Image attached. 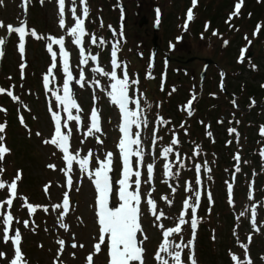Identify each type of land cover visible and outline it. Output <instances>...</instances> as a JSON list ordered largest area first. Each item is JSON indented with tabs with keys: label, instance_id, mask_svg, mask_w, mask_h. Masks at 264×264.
<instances>
[{
	"label": "rangeland",
	"instance_id": "obj_1",
	"mask_svg": "<svg viewBox=\"0 0 264 264\" xmlns=\"http://www.w3.org/2000/svg\"><path fill=\"white\" fill-rule=\"evenodd\" d=\"M220 1L196 0L193 6V0H86L88 15L84 18L83 8L85 5H82L80 0H75L74 3L73 0H65L64 28L59 26L57 0H27V3L25 0H3L0 3V22H3L4 25V27H0V38L4 39V43L0 45V51L3 53L0 55V63L2 61L5 63V71H3V67H0V77H2L0 87L12 91L19 98L13 100L6 93L0 94V108H24L28 113L26 118L29 121V125L27 124L23 128L18 124L13 126L11 131L8 128L9 136L5 128L3 133H0L4 137L3 144L10 149L5 154L4 160L0 162V167L5 169L0 174V179L8 183L15 178L17 173L20 174V179L17 181V196L13 200V205L9 208L5 204L0 212H10L14 217L12 228L8 234L14 236L15 229H19L21 234L20 246L25 260L26 255L28 256L27 264H88L86 257L90 253L93 256V264H107L110 260L107 237L99 252L93 248V245L99 241V225L95 213L96 193L89 173L94 172L95 168L99 166L98 162L105 158L106 153L111 152L113 154L111 158L112 170L109 172L112 186L109 207H118L119 198L116 193H118L119 185L117 181L122 178L123 170L122 155L118 148L120 140L118 130L123 120L119 106L111 101L109 95L113 81H111L110 75L105 76L100 72L93 71L97 67L109 74L115 70L118 79H122L126 71L130 81L128 107L130 110L142 112L140 127L133 126L132 131L140 134L143 156L141 158L134 155L130 157V162L133 172H140L139 220L142 232L137 233V239L142 241L140 246L144 249V264H163L164 260H167L168 264H174L168 252H160V245L165 242L163 231L178 223L181 211L185 210L183 201L186 198H190V204L195 205L196 191L200 192L198 210H200V206H203L201 202L204 199L207 215L205 222L208 227V229H204L203 236L200 238L202 243H199L200 240L197 241V253L200 255L199 250L201 249L202 257L193 255L196 262L200 264H223L224 262L219 258L220 256L224 258L225 253L229 252L227 264H236L231 258L233 254L239 258L241 264H244L245 249L241 247V244H244L247 245V256L251 259L252 264H264L263 243L254 245L255 247L259 246V248L256 247L257 250L259 249L256 251V255L255 253L249 254L251 252L248 240L250 235L241 241V234L238 229L242 220L247 219L250 225L248 232L258 235L259 240L262 241L261 239H263L264 241V181L259 199L253 194L251 187L247 185L245 192L238 197L239 201L233 202L231 211L222 207L219 198L225 197V189L223 186L213 183V176L210 174V163L213 165L214 159L218 155L215 152L218 150L214 146L212 148L208 145L207 147L203 146L204 155L198 156L197 150L200 146L196 143H200L202 138L200 136L201 129L196 134V141H193L191 138L192 125L184 116L189 109L193 108L194 103H191L189 107V101L192 102L193 98L198 99L195 108L199 102L202 103L203 107L205 106L203 113L206 112L207 115L197 111V119H193L194 122L205 121V124L209 126L207 132L209 140H222L223 142L230 134L229 129H235L234 125L238 123L239 126L242 125V128L247 127L245 122L248 119L244 117L246 109L244 104L240 110L239 106V108L234 109L229 103V99H231L229 97L232 96L223 94L220 91V84L223 83L226 91L231 94L232 92L244 91L246 81L249 84L264 87V34L260 33L258 29L252 30L258 28L257 25L250 26L247 30L241 28L236 32L239 34L238 45L234 46L228 40L233 29H229L222 23L229 19V14L240 13L241 11H237L235 5L239 3L241 8L246 0H231L232 10L229 12L228 5L226 15L211 22L208 30L204 31L205 26H208L207 19H209L206 15L212 13ZM260 2L264 8V0ZM153 5L158 6L156 9L159 10L160 17L157 20L161 21V27L164 28L161 31L156 30V36L160 40V54L193 56L194 59L189 60L185 65L190 75H188L187 69L181 72V67L172 61L164 62L163 55H160L159 63L155 64L154 70L149 69L148 55L151 51L152 25L156 20L152 16L151 7ZM206 5L208 10H202L203 6ZM73 7L77 10V17L84 19L86 35L82 37L80 45L73 42L74 37L68 32V29L75 24L71 11ZM189 8L192 9L193 13L191 20H187ZM224 14L225 12H223ZM141 18L144 19V23L138 24ZM21 22L26 26V29H34L38 36L43 37L38 39L30 34L26 35L23 55L18 49V34L10 33L7 28V25L19 27ZM185 24H187V29L181 30ZM195 24L199 28L198 34L192 32V27ZM214 28L218 31H215ZM175 32L180 34L172 35ZM93 36L96 38L95 43L92 42ZM48 37H63L65 49L69 53L70 71L74 77L73 81L70 82V90L79 108V111L72 109L71 112L74 116H80V122L77 124L75 120L67 121V128L63 125L68 114L63 111V106L59 105L55 95H53V93L63 95L64 73L58 45H53V51L57 52V67L53 69L56 79L49 83L48 89L44 87L43 83V76L52 63L51 55L46 49V45L49 43ZM178 37L183 40H176ZM168 38L173 39L171 48L165 44V40ZM113 47L117 50L118 67L115 69L111 63ZM81 48L84 49V55L89 57L88 63L84 65L80 64ZM249 50L252 52L251 55L244 58L242 62H246L251 71L242 72L240 74L241 80L237 77L234 78L232 74L237 65L235 61L242 59ZM91 55H95L97 59L91 60ZM251 58L253 60L249 63L247 60ZM204 59H211L214 64L210 63L207 66L203 81L198 86L197 74L202 63L201 60ZM22 63L25 65L23 75L20 69ZM222 67L226 71V76L220 69ZM81 71L84 75L81 82L83 86L75 82L80 78ZM219 71L221 75H224V78L219 77ZM149 73L153 80L148 79ZM49 79L51 80V77ZM131 81H136V83L133 84ZM179 81L181 84L176 85ZM228 83L229 87H227ZM262 92L264 93V89ZM227 99L228 101H226ZM137 100L139 107L134 102ZM212 103L222 104V108L218 110L215 105L206 110V107ZM94 107L98 112L101 131H94L88 135L87 129L90 127L89 120ZM53 112L60 116L62 131L71 132L69 136L70 152L74 154L79 151V158L87 156L89 150L92 153L89 157L87 171H81L78 161H74L73 171L70 173L73 186L70 189L66 183L67 177L64 172L60 171L66 166L62 162L60 150L54 145L43 142L50 139L54 132ZM258 112L260 118L264 120V108ZM5 113L6 111H0V123H3ZM175 114L182 117L180 121ZM232 116H237L236 119L238 120H232ZM21 117V114L17 116V120L20 119L21 121ZM216 118L220 119L218 124L215 122ZM210 123L213 126H210ZM262 128H264V124L257 130L263 148L257 150L258 167L254 169V174L261 172L264 177V155L261 158V153L264 152ZM180 130L191 141H189L190 149L181 147V144L186 146V143L185 140H182L183 143H181ZM38 132L41 135L37 136L36 133ZM10 135H13V138L10 139ZM173 139H176L178 143L173 144ZM244 141L246 140L240 133L239 141L235 145L241 146L240 142ZM208 143L205 142V144ZM166 147H171L172 151L165 157L162 152ZM135 148L134 145L133 149ZM224 152L225 149H222L221 154L224 155ZM201 157L205 159H200ZM49 164L56 167L49 168ZM149 164L153 166L150 182L147 171ZM165 164L170 166L169 169H165ZM197 164L201 165L199 174L195 167ZM166 171H171L172 175H166ZM6 173L8 175H5ZM198 175L199 184H197ZM135 179L133 176L132 180ZM45 185L49 186L47 192L44 190ZM134 188L135 185L132 184L130 190ZM186 189L188 190L186 191ZM65 191L69 193L70 205L69 212L62 221L67 227L62 228L58 215L62 209L54 211L52 205L59 203ZM8 197L7 188L0 190V201ZM149 198L155 202L156 215L161 212L164 214L159 221L155 219V215L147 203ZM218 202L220 203L217 205ZM27 204L40 207H37L35 214L31 213L33 215L30 216ZM253 205H255V224H253ZM45 208L48 211H45ZM220 208L223 214H227L224 216L226 219L229 214V225L224 222L222 224L218 214L221 211ZM215 209L216 214L214 213ZM185 211L184 218L188 223L181 226L180 233H173L167 239L173 245L177 243L187 244L189 240H192V248H194V239L191 237L193 234L191 228L192 213L190 208ZM242 213L243 215H241ZM27 215L32 222L36 221L35 217L38 215L39 222L34 231H31L29 227H24L21 221L27 219ZM232 219L236 225V230H238L230 232L233 236V243L228 235L229 230L225 229V226L231 227L233 225ZM198 221H200L199 218ZM160 225H163L164 228H161ZM145 236L147 237L146 240L144 239ZM213 236H215L214 239ZM23 239H25V244ZM61 239L65 241L63 252L59 251L57 244V241ZM228 240H230L229 250L225 248V243ZM73 242L77 245L82 244L84 247L73 248L71 246ZM171 250L170 248L169 251ZM189 251V247L182 250L183 264H191L188 260L189 255H191ZM0 252L5 254L0 257V264H10L13 258L10 243L3 240L2 231H0ZM157 252H160L161 260H157ZM187 252L189 253L188 257H183V253ZM135 264H139V262H135Z\"/></svg>",
	"mask_w": 264,
	"mask_h": 264
},
{
	"label": "snow or ice",
	"instance_id": "obj_2",
	"mask_svg": "<svg viewBox=\"0 0 264 264\" xmlns=\"http://www.w3.org/2000/svg\"><path fill=\"white\" fill-rule=\"evenodd\" d=\"M3 0H0V3H2ZM75 0H73V3ZM25 3H27V0H25ZM58 6H59V26L61 28L65 27V0H57ZM80 3L82 5H85L83 8V17L86 18L88 15V9L86 7V0H80ZM196 0H193V6L195 5ZM237 11L240 8V4L237 3L235 5ZM72 15L75 19V24L73 27L68 29L69 34L74 37V43L76 45H80L82 43V37L86 35L85 28H84V19L77 17L76 13L77 10L75 7L71 9ZM157 16H159V10H157ZM193 18L192 9L189 8L187 12V20H191ZM158 22V20H157ZM187 24H185V27ZM0 27H4L3 22H0ZM8 31L15 32L19 36V44L18 49L23 55L24 53V41L26 35H31L33 37H36L38 39H41L43 37L38 36L36 31L34 29L28 30L26 29V26H24L23 22H21V26L14 27L12 25H7ZM49 43L46 45L47 51L50 53L52 58V63L47 69V73L43 76V83L44 87L48 89L49 83L53 82L56 77L53 73V69L57 67L56 63V57L57 52L53 51V45L59 46V55L60 60L62 63V70L64 73V79H63V85H62V91L63 95H57L56 93H53L55 95L56 101L59 102V105L63 106V111L67 113V120L64 121V127L67 128V121L75 120L77 124L80 122V116L79 115H73L71 110L76 109L79 111L78 105L73 98L70 90V82L73 81L74 77L70 71L69 66V53L65 49L64 44V38H53L48 37ZM92 42H96V38L93 36ZM4 43V39L0 38V45ZM101 43H103V40H101ZM2 51H0V55H2ZM80 64L84 65L88 63V56L84 55V49H80ZM117 50L115 47H113L111 56H112V66L113 69L118 67L117 60H116ZM91 60L95 61L97 57L95 55L90 56ZM25 65L22 63L20 65L21 73L23 75V69ZM93 71L100 72L101 74L108 76L110 75L111 81V91L109 92V95L111 97V101L119 106L120 112L122 113V120L123 123L120 125V132L122 133V137L119 140L118 148L122 155V161H123V170H122V178L117 181L119 185L118 195L119 198V205L118 207L112 208L109 207V198L110 193H112V186L110 183L109 178V172L112 170V153L108 152L105 155V158L101 161H99V166L95 168L94 172L89 173V177L93 178V183L96 190V216L99 224V241L93 245V248L96 252H99L101 250V245L105 243V239L107 237L108 244H109V264H135V262H139V264H144L143 262V251L144 249L140 246L142 244V241H139L137 239V233L142 232V229L140 227V199L141 194L139 191L141 180H140V172L135 171L133 172L130 157L132 156H140L142 158L143 156V149L141 146V139L139 132H133V126L136 128L140 127L141 124V117L142 112L136 111V110H130L128 105L130 102L129 97V78L128 74L125 71L124 77L122 79L117 78V73L115 70H113L110 74L107 72H104L103 69L97 67L94 68ZM51 77V80L49 79ZM149 78H151L149 73ZM84 79L83 71L80 73V78L77 79L75 82L78 84L81 83ZM131 83H136V81H131ZM98 84V82H97ZM6 93L9 97H11L13 100H18L19 98L13 94L12 91L6 90L3 87H0V94ZM139 107V101H134ZM191 105V101H189V107ZM0 111H6L5 109L0 108ZM51 111V109H50ZM189 114L191 112L189 111ZM52 120L55 122V128L54 132L51 135L50 139L44 140L43 142L45 144H51L54 145L56 148H58L62 152V159L66 162L65 168L60 169V171L64 172L65 176L67 177V186L69 189L73 186V179L70 173L73 171V163L74 161H78L79 168L81 171H87V166L89 165V157L92 155L91 150H89V153L87 156H84L83 158L80 157V152L76 151L74 154L70 152L69 150V136L71 135V132L65 133L62 131L61 126V119L58 113L53 112L52 113ZM21 123H23V118L21 117ZM5 128V125L3 123H0V133H3ZM100 132L101 129L99 127V116L98 112L96 111L95 107L91 111V125L87 129V134L91 135L93 132ZM229 132H235V129H229ZM261 134L264 135V128L261 129ZM37 136L41 135L39 132L36 133ZM98 139V138H97ZM4 137L3 135H0V162L4 160L5 154L10 151L4 144H3ZM98 142L102 143V141ZM155 142V139H154ZM173 144L178 143L176 139L172 140ZM136 146L135 149H133V146ZM172 151L171 147H166L163 149L162 155L167 156ZM264 155V152L261 153ZM236 160L239 161V156H236ZM49 168H55V165L49 164ZM165 169H169V165L165 164ZM196 171L199 174L201 165L197 164ZM239 169H237L238 171ZM5 171L4 168L0 167V174H2ZM148 171V181L151 180V174L153 171V166L149 164L147 166ZM166 175L171 176V171H166ZM135 177V180H132V177ZM20 179V174L17 173L14 179H12L10 182L5 183L3 179H0V190L7 188L9 197L6 198L3 201H0V209L4 207L5 204L8 205L10 208L13 205V200L17 196V181ZM131 181V183H130ZM200 183L199 175L197 177V184ZM132 184L135 185V188L130 190ZM49 186L45 185V192L48 191ZM229 193L231 194L232 185L228 184ZM188 189H186L187 191ZM175 191V189H173ZM150 195V194H149ZM164 199H167V197H164ZM209 199L211 200V196L209 195ZM199 201H200V192H195V205L190 204V198H186L183 201L184 209H191L192 213V219H191V228L193 230V238L195 237V230L197 228V218H196V212L197 208L199 207ZM26 202V198H25ZM147 203L150 207V209L153 211V214L155 215V219L159 221L161 217L164 215L163 212H161L159 215H156L155 209L156 205L155 202L152 199H148ZM171 203V201H169ZM231 203V200H230ZM69 193L67 191L63 194L62 203L54 204L52 205V209L59 210L62 209L58 213L59 218L61 220L60 226L62 228H66L67 226L62 222L63 217L69 212ZM40 206H33L31 204H27V208L29 213H34L36 211V208ZM253 207V224H255V205ZM45 211H48L47 208L44 209ZM182 210L180 213V218L178 223L174 227L166 228L163 231V236L165 237V242L160 245V252H168V254L172 257L174 264H183V261L181 259V253L183 248L185 247H191L193 241L189 240L187 244L183 243H177L173 245L171 241H169L167 238L171 236L173 233H180L181 232V226L188 223V221L185 220L186 211ZM243 215V213L241 214ZM14 220V217L11 215L10 212H0V231L3 233V240L7 243L9 240H11L12 245L14 247V256L10 261V264H27L22 251L20 247V239L21 234L19 229H15L14 236H9V231L12 228V222ZM19 222V221H17ZM24 227H29V221L25 220L23 221ZM161 228H164L163 225H160ZM258 230V229H257ZM144 239L146 240L147 237L145 236ZM249 242L251 241V236L248 238ZM57 244L59 245V251L63 252L65 248V241L64 240H58ZM73 248L76 247H84V245H77L75 242L71 245ZM241 247L245 249V261L244 264H252L251 259L247 256V245L241 244ZM172 249L169 251V249ZM160 252H157L156 258L157 260H161L162 257L160 256ZM5 254L3 252H0V257H3ZM232 260L236 262V264H241L239 261V258L233 254ZM188 260L191 262V264H197L196 260L194 259V256L189 255ZM88 264H93V256L90 253L87 257ZM163 264H168L167 260L163 261Z\"/></svg>",
	"mask_w": 264,
	"mask_h": 264
},
{
	"label": "trees",
	"instance_id": "obj_3",
	"mask_svg": "<svg viewBox=\"0 0 264 264\" xmlns=\"http://www.w3.org/2000/svg\"><path fill=\"white\" fill-rule=\"evenodd\" d=\"M261 0H257V1H248L246 0L244 5L242 6L241 8V14L239 13L238 15H235L233 17H230L229 18V21L228 23H225L222 22L224 25H228L229 24V29H233V31H231L232 33H230L229 35V42H231L232 44H234V46H237L238 44V37H239V34H237L236 32H238L239 29H243V30H247L248 27L250 26H253V25H257L258 26V31H260V33L264 34V8L262 6V2H260ZM229 5V10H230V0H229V3H228V0H221L218 7L212 11V13H209L208 15H206L209 19L208 22L211 23V22H214V20L216 21L217 18H221L223 17V12H225L226 10V7ZM227 5V6H226ZM226 6V7H225ZM202 10H208V7L207 5L206 6H203ZM198 25L195 24L193 27H192V32L195 33V34H198L199 30H198ZM207 29H205L206 31ZM251 60H253V58H251L249 60V62H252ZM246 70H250L249 66L247 65L246 62H242V64H237L236 65V68L233 70L234 71V75L232 74V76L234 78H239V80H241L242 78L240 77V74L242 72H245ZM245 82V81H244ZM244 86L246 87V89L244 90V93L246 95H254L255 96V99L258 102H262L264 101V93L262 92V90L264 89V87H260V86H255L254 84H249L247 81L244 83ZM7 120H8V125L11 126V128L15 125V120L13 118V114H9L7 116ZM220 203V202H219ZM218 203V204H219ZM222 207H224V205L222 204ZM221 209V208H220ZM222 212V209L221 211L219 212V216H220V220L223 222H225V224L229 225V217L226 219L224 217V214L221 213ZM214 213L216 214V209L214 211ZM201 215H203V213H201ZM221 217H224L223 220L221 219ZM228 222V223H227ZM224 224V223H223ZM230 227V226H229ZM225 226V229L230 230V228ZM204 226L201 227V229H203ZM241 230V240L245 239L244 238V235L246 234V231L248 230V225L246 224L245 220L242 222V228L240 229ZM229 237L231 236L230 234H228ZM203 235L201 234L198 238V241L200 240V238L202 237ZM228 237V238H229ZM200 244L202 243L201 240L199 242ZM228 243H230V240H228L225 244V246L227 247L228 246ZM262 241L259 240V236H253L252 240L250 241V249H251V252H249V254L251 253H255L256 255V251H259V249L257 250L256 247L254 245H261ZM255 251V252H254ZM199 254L200 256L202 257L201 255V249L199 250ZM223 256H220L219 259H221L224 263L223 264H226V260H227V257H225L224 255V258H222Z\"/></svg>",
	"mask_w": 264,
	"mask_h": 264
},
{
	"label": "water",
	"instance_id": "obj_4",
	"mask_svg": "<svg viewBox=\"0 0 264 264\" xmlns=\"http://www.w3.org/2000/svg\"><path fill=\"white\" fill-rule=\"evenodd\" d=\"M249 55V54H248ZM205 66V65H204ZM204 66L202 67V70L200 72V77H202L203 73H204Z\"/></svg>",
	"mask_w": 264,
	"mask_h": 264
},
{
	"label": "bare ground",
	"instance_id": "obj_5",
	"mask_svg": "<svg viewBox=\"0 0 264 264\" xmlns=\"http://www.w3.org/2000/svg\"><path fill=\"white\" fill-rule=\"evenodd\" d=\"M100 124V123H99Z\"/></svg>",
	"mask_w": 264,
	"mask_h": 264
}]
</instances>
